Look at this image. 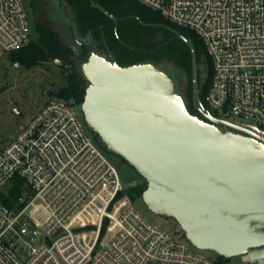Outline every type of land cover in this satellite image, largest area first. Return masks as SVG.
<instances>
[{
  "label": "built area",
  "instance_id": "obj_1",
  "mask_svg": "<svg viewBox=\"0 0 264 264\" xmlns=\"http://www.w3.org/2000/svg\"><path fill=\"white\" fill-rule=\"evenodd\" d=\"M195 32L212 62L204 107L264 133V0H137ZM25 0H0V53L26 46ZM253 124V125H251ZM22 192L7 205L14 178ZM107 152L58 97L0 147V264H264L243 254L220 261L190 248L135 205Z\"/></svg>",
  "mask_w": 264,
  "mask_h": 264
},
{
  "label": "water",
  "instance_id": "obj_2",
  "mask_svg": "<svg viewBox=\"0 0 264 264\" xmlns=\"http://www.w3.org/2000/svg\"><path fill=\"white\" fill-rule=\"evenodd\" d=\"M91 3L117 27L114 15ZM169 29L191 50L194 104L207 121L189 110L179 81L164 63L122 67L110 54L92 52L78 64L88 81L81 104L85 122L107 151L146 180L142 197L147 206L174 218L194 246L226 258H262L264 133L217 119L205 109L196 48L185 35ZM162 39L144 38L152 44ZM53 63L62 70L75 67L73 60L56 58Z\"/></svg>",
  "mask_w": 264,
  "mask_h": 264
},
{
  "label": "trees",
  "instance_id": "obj_3",
  "mask_svg": "<svg viewBox=\"0 0 264 264\" xmlns=\"http://www.w3.org/2000/svg\"><path fill=\"white\" fill-rule=\"evenodd\" d=\"M59 1L62 10L65 8L72 16L74 32L87 46L90 54L96 52L106 57L110 54L114 62L122 67L144 63H164L170 67L179 81L184 98L192 100V53L187 44L169 27L185 35L192 41L197 51L199 96L201 102L205 104L212 66L205 45L195 32L169 22L161 13L146 7L137 0H94L118 19L117 27L114 20L92 5L91 0ZM55 23L58 24L57 27H65L61 20ZM36 28L39 32L38 40L31 38L23 48L9 52L12 62L30 66L56 58L64 61L74 59L76 56L74 48L63 45L53 26L37 22ZM160 35H163V39L155 44L144 40V38H154ZM176 60L183 65L180 73L175 72L173 67ZM205 66L206 72H203L202 67ZM64 72L67 73L66 84L60 87L55 95L81 105L85 98L83 73L80 69H67ZM96 139L102 148L109 152L101 144L97 134ZM22 186V179L14 178L10 196L5 195L3 198L7 205H12V198L21 195ZM145 189L146 184L139 183L129 188L128 191L132 199L136 201ZM219 258L220 261L227 260L222 255H219Z\"/></svg>",
  "mask_w": 264,
  "mask_h": 264
},
{
  "label": "rangeland",
  "instance_id": "obj_4",
  "mask_svg": "<svg viewBox=\"0 0 264 264\" xmlns=\"http://www.w3.org/2000/svg\"><path fill=\"white\" fill-rule=\"evenodd\" d=\"M25 4L31 23V37L34 40L39 38L37 22L44 23L57 30L64 46H72L76 55L80 53L79 46L72 40L75 33L72 16L65 8L62 10L59 0H25ZM54 20L57 22L61 20L67 28L57 27L58 24ZM207 56L211 62L210 56ZM173 67L177 73L183 70V65L178 60L174 62ZM66 74L53 63V59L26 66L19 62H12L9 53H0V147L8 144L18 133L19 126L29 122L47 100L58 97L55 93L66 84ZM87 85L88 81L85 78V90ZM15 109H18V112ZM77 111L84 119L81 105H77ZM107 154L125 183L141 182L147 186L146 180L131 165L116 154L110 152ZM135 205L150 221L164 226L171 232L180 231L181 227L174 218L153 212L142 196L135 201ZM187 242L191 249L202 252L210 258L218 256L214 250L200 249L189 240Z\"/></svg>",
  "mask_w": 264,
  "mask_h": 264
},
{
  "label": "flooded vegetation",
  "instance_id": "obj_5",
  "mask_svg": "<svg viewBox=\"0 0 264 264\" xmlns=\"http://www.w3.org/2000/svg\"><path fill=\"white\" fill-rule=\"evenodd\" d=\"M70 30V29H69ZM74 35H75V37L80 41V42H82L78 37H77V35L74 33ZM160 36H162L163 37V35H160ZM72 40H73V42L76 44V45H78L79 46V48H80V53L79 54H77L75 57H74V59H71V60H73L74 61V63H75V67H69V68H67V69H73V70H79L80 69V67L78 66V64H80L81 62H84V61H86L87 59H88V57H89V55H90V52L88 51V48H87V46H86V49H84L81 45H80V43L79 42H77V41H75V39L73 38V36H72ZM83 43V42H82ZM84 44V43H83ZM89 53V54H88ZM107 57H109V56H107ZM205 68H206V66L205 67H202V70H203V72H206L205 71ZM67 69H65V70H67ZM64 70V71H65ZM192 93H193V89H192ZM186 98V97H185ZM186 102H187V105H188V108H189V110L194 114V115H197L198 117H200L201 119H204V120H206V118L205 117H203V115H202V113L197 109V107L195 106V104H194V98H193V96H192V100L191 99H187L186 98ZM206 109V108H205ZM207 110V109H206ZM215 118H217V119H220V120H225V119H222V118H220V117H218L217 115H215V114H213V113H211ZM207 121V120H206ZM226 121H228V120H226ZM220 128H222V129H224V130H231L229 127H227V126H223V125H220L219 126ZM139 183H141V182H138V184Z\"/></svg>",
  "mask_w": 264,
  "mask_h": 264
}]
</instances>
